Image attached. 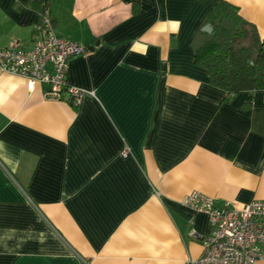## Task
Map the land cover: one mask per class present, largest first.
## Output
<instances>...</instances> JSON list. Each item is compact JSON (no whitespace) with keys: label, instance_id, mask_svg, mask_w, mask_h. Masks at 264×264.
I'll list each match as a JSON object with an SVG mask.
<instances>
[{"label":"crops","instance_id":"1","mask_svg":"<svg viewBox=\"0 0 264 264\" xmlns=\"http://www.w3.org/2000/svg\"><path fill=\"white\" fill-rule=\"evenodd\" d=\"M219 1L264 37V0H0V49L31 48L48 13L85 48L67 86L93 93L0 71V264H186L189 231L210 233L187 195L264 201V95L227 101L195 62Z\"/></svg>","mask_w":264,"mask_h":264},{"label":"built area","instance_id":"2","mask_svg":"<svg viewBox=\"0 0 264 264\" xmlns=\"http://www.w3.org/2000/svg\"><path fill=\"white\" fill-rule=\"evenodd\" d=\"M32 47L0 49V71L30 83L48 87L47 96L61 100L62 94L78 101L93 93L67 86L69 60L85 53V48L56 35L48 13L43 14L35 29ZM264 95V90L261 91ZM127 152L122 153L126 157ZM194 213L207 217L210 233L200 238L191 229L188 236L201 242L202 252L186 264H256L264 260V201H254L239 208L216 207L215 201L193 192L183 201Z\"/></svg>","mask_w":264,"mask_h":264},{"label":"trees","instance_id":"3","mask_svg":"<svg viewBox=\"0 0 264 264\" xmlns=\"http://www.w3.org/2000/svg\"><path fill=\"white\" fill-rule=\"evenodd\" d=\"M193 42L196 64L204 69L211 86L225 92L231 101L241 92L264 90V37L243 20L235 7L219 1L205 15ZM70 103L74 100L70 98Z\"/></svg>","mask_w":264,"mask_h":264},{"label":"water","instance_id":"4","mask_svg":"<svg viewBox=\"0 0 264 264\" xmlns=\"http://www.w3.org/2000/svg\"><path fill=\"white\" fill-rule=\"evenodd\" d=\"M202 33L205 34H211L212 33V28L210 27V25H206L201 29Z\"/></svg>","mask_w":264,"mask_h":264}]
</instances>
